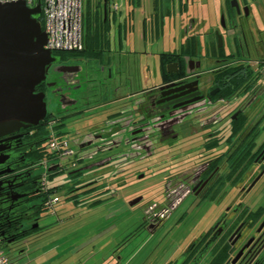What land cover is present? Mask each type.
<instances>
[{"label": "flooded vegetation", "instance_id": "flooded-vegetation-1", "mask_svg": "<svg viewBox=\"0 0 264 264\" xmlns=\"http://www.w3.org/2000/svg\"><path fill=\"white\" fill-rule=\"evenodd\" d=\"M237 2L243 12L244 5L239 0ZM235 3V0L228 1V16L231 18L230 27L236 32L242 26L235 19ZM39 21L42 25L41 16ZM236 45L242 51L241 45ZM214 46L215 49L211 51L219 58L207 70H200L198 52L195 50L193 53L190 48L188 53H182L181 49L169 52L172 54L163 62L159 59L158 67L153 69L154 77L159 74V79L142 87V95L134 101V105L121 104L116 111L111 112L105 124L103 122L96 127L97 130L92 129L88 133L92 136L79 144L81 148L94 147L91 159L99 152L108 153L114 148H121L118 154L134 151L140 156H149L157 151L160 143H166L165 150L175 145L178 138L176 127L186 116L193 114V117H198L202 133L199 145L192 149L197 151L196 158L190 161V166L183 172L168 177L161 202L145 209L141 228L151 230L160 227L189 195L194 197L195 205L209 202L219 211L204 229L199 230L178 249L177 256L164 264H264V200L263 204L254 207L250 203L255 196L264 194V142L256 145L257 123L262 116L259 117L255 111V101L261 93L264 94V80L255 78L253 72L246 83L243 80L245 70L240 71L236 67L239 64L249 65L251 57L242 55L239 50L226 55L220 52L222 46H217L219 51ZM52 53L59 56L60 61L49 67L48 73L55 72V79L50 82L46 77L44 91L46 97L49 91L59 96L61 108L68 109L69 115L78 111L69 109L78 103V93L75 98L72 97L74 90L97 84L98 79L101 84L104 77H100V71L107 69L112 74L119 59L116 57L118 49L110 46L98 58H89L83 54L63 58L55 51ZM68 58L78 63L83 61L86 66L94 64L88 66L87 71L84 66L60 70L59 64L72 61ZM118 69L116 71L121 74ZM147 69L150 71L149 67ZM114 99L117 100L116 96L111 99L107 97L103 102ZM248 109L252 112L247 113ZM49 113L52 114L49 121L58 119V125L59 117L52 111ZM239 121L243 122L242 126L234 130ZM28 128L13 133H20L21 137L9 139L13 144L11 150L16 153L11 161L18 167L16 172L23 173L24 178L15 188L33 192L22 198L27 204L18 208L19 214L34 210L33 207L41 202L34 177L36 163L26 157L31 148L32 130ZM63 171L72 175L66 166H63ZM90 187L93 186L87 188ZM83 189L86 187L78 191ZM69 190H73L69 193L73 195L76 188L73 186ZM34 195L37 197L31 198ZM37 218L34 213L30 214L21 222L15 221L14 227L18 226V230H23L26 225L32 227Z\"/></svg>", "mask_w": 264, "mask_h": 264}, {"label": "rangeland", "instance_id": "rangeland-1", "mask_svg": "<svg viewBox=\"0 0 264 264\" xmlns=\"http://www.w3.org/2000/svg\"><path fill=\"white\" fill-rule=\"evenodd\" d=\"M213 3L215 0H190L188 10L191 13H196L199 10L201 14L210 10L209 8L213 6ZM114 6H116L115 9ZM111 8L116 10L117 17L122 15L120 16L122 20L129 16L130 13L128 12H131L130 16L126 17L131 26H128L130 27L128 34L123 35V42H125L123 49L128 52H123L121 55L116 54L117 59H119L117 60V67L112 69V74H109L107 69L100 71V77H104L103 82L108 83V85H102L103 82L100 84L98 79L96 80L97 84H89L75 89L72 97L75 98L78 93V103L69 109L70 111H75V109L78 111H75L76 113L74 112L73 115L67 113L68 109L61 108L62 101L59 96H55L56 94L49 91L46 97L48 110L57 115L59 119L63 115V125L60 130L64 131L62 134L72 139L71 144L76 149H79L78 143L84 142L87 134L106 121L112 111L121 104H133L142 95L141 90L145 86H149L159 79V74L156 77L153 75L154 67L159 65V53L174 49L179 50L191 39L182 38V31L178 24L175 28L172 24L171 26L167 24L162 31L156 33L153 28L146 29V37L143 38V18L147 13H153L147 0H143L141 4L138 0H115L111 4ZM241 16L238 21L242 28L240 30L237 28L236 31H241L240 38H246V41L244 39L240 41L242 45L244 42V51H248V57L251 58L264 57V29H253V17L246 15L245 12ZM118 22L119 20L110 27L112 37L118 34L120 29ZM214 23L218 26L216 30L222 34V51L228 55L230 50H235V37L233 35L228 37L226 33L223 35L227 28L222 26L221 15ZM226 25L229 27L227 21ZM120 26L123 32L125 28L123 23ZM198 27L193 32L197 39V56L200 60V70H207L214 66L219 58L211 51V49H215L211 41L212 36L215 35L211 33L214 29L210 28L207 23L198 24ZM186 28L185 25L182 30L185 31ZM210 33L211 37L209 36ZM237 41H239L238 38ZM217 43L214 41L216 47ZM217 49L219 51L218 47ZM72 59L68 58L70 61ZM80 62L82 63L72 60L71 62H63L58 66L60 70L77 66L83 68L84 66V70L87 71L94 64L91 63L88 67L83 61ZM148 67L150 71L147 69ZM117 68L121 70V74L116 71ZM57 72L60 71L57 70ZM54 73L49 71L48 81L52 82L55 79ZM115 96L117 100L103 102L107 97L111 99ZM255 104V111L259 113L257 115L263 117V93L258 96ZM251 112V110H247V113ZM192 115L186 116L182 123L176 127L178 138L175 145L169 149L165 150L166 143L164 142L165 144L160 143L157 146V151L153 154L140 156L134 151H124L118 154L117 152L121 148H114L108 153L99 152L93 159L81 157L74 167L66 165L68 171H80L79 174H70L71 176H69L66 171L54 173L48 181L52 185H60L59 189L52 192V195L57 199L53 209L55 213L41 212L39 216V223L41 225L51 224V228L46 232L45 238L30 244L29 256L37 255L38 248L47 249L52 245L67 242V240L70 241L64 245L76 244V242L82 241L80 239L85 240V242L93 239L95 233L106 226L99 225L103 223L102 216L107 212L117 213L112 221V224L116 225L114 229L101 234L94 243L88 244L89 246L84 249L78 252L70 251L73 254H78L74 258L71 257L72 253H69L64 254V256L60 255L61 257L54 256L53 259L47 258L44 263L71 264L76 260V262L85 261L84 264H164L177 256L178 249L180 250L185 242L213 220L214 215L219 211L214 204L204 202L195 205L194 197L189 195L160 227L151 229V231L147 227L141 228V222L145 209L152 207L154 203L161 202L168 177L183 172L185 168L190 166V161L197 156V151L192 149L199 145L202 129L199 127L198 117ZM262 142H264V118L257 128L256 145L259 146ZM129 147L130 145H128ZM107 157L111 159L107 160ZM71 159L75 158L71 157ZM73 186L76 188L74 190L76 194L70 195V198L66 197L69 194L67 191ZM84 186L86 190L78 191L80 187L84 188ZM89 186H93L90 187L92 189L87 188ZM258 196L250 200L251 207L263 204L264 194ZM91 197L98 198L100 201L89 206L87 201H93L90 199ZM77 198H79L78 202L75 201ZM133 200L136 202L132 204ZM56 215L63 217L65 222L57 225ZM98 227L101 228L98 229ZM76 234H83V238H80L81 235L79 238L73 239ZM19 242L22 244L25 241ZM60 249L53 247L52 250L60 252ZM6 251L14 255L17 253L16 250L8 247ZM45 256L49 255L45 254ZM53 260L56 261L53 262Z\"/></svg>", "mask_w": 264, "mask_h": 264}, {"label": "water", "instance_id": "water-1", "mask_svg": "<svg viewBox=\"0 0 264 264\" xmlns=\"http://www.w3.org/2000/svg\"><path fill=\"white\" fill-rule=\"evenodd\" d=\"M235 2L238 15L241 10ZM243 11L248 15L247 6ZM41 12L40 2L33 6L25 0L0 3V221L5 223L34 213V210L18 212V208L27 204L22 198L33 192L15 188L24 178L11 161L16 153L11 150L13 144L9 139L21 137L22 134L13 133L37 125L48 116L46 92L37 87L46 81L51 64L60 61L59 56L45 47L47 35L39 21ZM221 23L226 28L223 14ZM214 34L217 46H222V34L219 30H214ZM36 226L38 223L34 222L32 227ZM17 229L18 226L6 232Z\"/></svg>", "mask_w": 264, "mask_h": 264}, {"label": "crops", "instance_id": "crops-1", "mask_svg": "<svg viewBox=\"0 0 264 264\" xmlns=\"http://www.w3.org/2000/svg\"><path fill=\"white\" fill-rule=\"evenodd\" d=\"M109 1V15L111 16V27L113 24H116L117 21L119 20L118 23H120V25H124V30L122 32L121 26L119 25V31L117 36L112 37L110 35V43L109 46L110 48H115L118 49V54H122L123 52H128L125 51L123 49L124 47V43L123 42V35L126 36L128 34V32L130 31V27H128L129 25L131 26V23L128 22L127 18L130 16L131 12H128L130 14H128L129 16L126 18H124V20H122L120 16L117 17V13L116 10H113L111 8V4L115 2V0H108ZM135 1V0H133ZM139 3L141 4L143 2V0H138ZM189 1L190 0H147L148 5L150 6L151 11H153V13H147L145 14L143 20H144V24H143V38L146 37V29L150 30L151 28H153L155 30V33L157 31H162V29H164V27L168 24L169 26H171V24L174 26V28L177 26V24L179 25V27L181 28V34H182V38L183 39H190V37L193 34V32H195L196 28L198 27V24L201 23H207L208 26H210V28L216 30L218 28V26L214 23L216 21V19L219 17V15H224V19H225V23L226 21L229 23L230 22V17L228 16L230 13V10L228 8V1L229 0H215V3H213V6L211 8H209L210 10H207L206 12H202L201 14L199 13V10L195 12H190L188 10V5H189ZM240 3L244 6L248 7V15L253 17V22H254V26L253 29H257V30H262L264 29V0H239ZM103 4L105 5V0L103 1ZM112 9V11H111ZM244 13L241 12L240 14L235 16V19L238 21L239 17H242L241 15ZM204 14V15H202ZM120 17V19H118ZM129 23V24H128ZM186 25V30L183 31L182 28H184V26ZM227 30L223 32V35H225L224 33L227 34V36H236L238 38L239 41H234V47L235 50H230V53H236L238 50L240 51V49L238 48V46L236 45L237 43H239L241 40H245L246 38H240L242 33L241 31H233L232 27H230V23H229V28L226 26ZM129 29V31H128ZM189 29V30H187ZM195 30V31H194ZM214 30L211 31V33L214 35ZM255 31V30H254ZM221 32V31H220ZM260 32V31H259ZM197 33V32H196ZM211 33H210V37H211ZM185 34V35H184ZM241 34V35H240ZM256 35V33H255ZM189 36V37H188ZM117 37V38H116ZM213 39V40H212ZM212 45L214 44L215 39H217V36L214 35L212 36ZM254 41H256V39L254 38ZM237 42V43H236ZM242 47V51H240L242 53V55H246L248 56V51L245 52L244 51V42L243 45L240 42L239 43ZM176 49H174L173 51H175ZM197 51V49H196ZM195 51V52H196ZM172 51H164L161 53H169ZM228 52V51H227ZM228 52V53H229ZM159 53V55L161 54ZM160 59V57H159ZM252 60H262L264 59V57H257V58H251ZM117 110V109H116ZM114 110V111H116ZM112 111V112H114ZM58 132L60 131V134H62L64 131H61L60 128H58ZM55 171V170H54ZM52 171V172H54ZM59 189V187L57 188ZM53 196V195H52ZM70 198V197H69ZM93 201H87V203H89V206L95 205L97 204L100 199L96 198L94 199L93 197L90 198ZM83 200V199H82ZM75 201H79V198L75 199ZM86 204V202H84ZM50 212V213H55L54 210H44L42 212ZM126 211V210H124ZM122 212V211H121ZM41 214V213H40ZM40 216V215H39ZM57 219L55 220L58 224H63L65 222V219L59 215H56ZM117 216V213H105L102 217L103 223L99 226L102 225H106L103 229H101L100 231H98V233H95V235L92 237L93 239L85 242V240L80 239L82 241H78L76 242V244H71V245H64L65 243H68L69 241L67 240V242H62L60 245H52L50 248L47 249H41L38 248L37 250V255L30 257L29 256V252L31 251V246L30 244L32 242L36 243L39 240H42L43 238L46 237V232L51 228V224H40L39 223V218H37V223L38 226L34 227L36 230L30 234L29 236L25 237L23 240L25 241L24 243L21 244V242L18 243V245L16 246L15 250H16V258L21 261L23 264H47L44 263L45 259H49L52 258L54 256H64V254H69L72 253L70 251L73 250V252L75 251H79L81 249H84L86 246H89L88 244L90 243H94V241L103 233L108 232L112 229H114V227L116 225L112 224V221L114 219V217ZM95 228V227H94ZM101 227H98V229ZM77 229V228H76ZM77 231V230H76ZM102 232V233H101ZM75 233V232H74ZM82 235V236H81ZM75 237H73V239H77L79 238H83V234H76L74 235ZM53 247L56 248H61L60 252L52 250ZM60 253V254H59ZM45 254H48L49 256H45ZM51 254V256H50ZM78 254H73L71 255V257H76ZM60 256V257H61ZM59 260V259H58ZM56 260H53V262ZM85 261H77L74 260L71 264H84ZM49 264V263H48Z\"/></svg>", "mask_w": 264, "mask_h": 264}, {"label": "built area", "instance_id": "built-area-1", "mask_svg": "<svg viewBox=\"0 0 264 264\" xmlns=\"http://www.w3.org/2000/svg\"><path fill=\"white\" fill-rule=\"evenodd\" d=\"M18 0H0V3ZM28 5L33 6L37 2L42 7V28L46 32L47 42L45 47L53 51H78L84 47L82 10L84 0H25ZM116 6H114V9ZM253 72L261 80H264V60H252L248 62ZM55 120L48 122V134L46 138L47 157L40 162L42 166L39 177V188L41 191L48 189V176L53 170H62L63 166H76L81 157H91L94 147L76 149L72 146V139L63 134H58L55 129ZM87 134L85 140L91 137ZM99 142V141H97ZM102 143L101 141L99 142ZM97 147V146H96ZM74 157L75 159H71ZM68 168V166H66ZM57 199L49 196L44 205L47 210H53ZM0 264H23L18 259L10 256L0 245Z\"/></svg>", "mask_w": 264, "mask_h": 264}, {"label": "trees", "instance_id": "trees-1", "mask_svg": "<svg viewBox=\"0 0 264 264\" xmlns=\"http://www.w3.org/2000/svg\"><path fill=\"white\" fill-rule=\"evenodd\" d=\"M104 0H84L83 1V10H82V27H83V37H84V47L81 50L78 51H55L62 55L63 58H66L68 55H85L89 58H98L104 51L109 47L110 43V27H111V16L109 15V1L105 0V5L103 4ZM104 6H105V14H104ZM42 17V16H41ZM43 23V22H42ZM43 25V24H42ZM191 39L189 42L184 46L181 47V52L188 53L189 48L190 51L194 53L195 45H196V36L192 35L190 37ZM220 52L222 51V47L220 48ZM170 54L172 53H161L160 54V60L163 62L164 59L167 57L169 58ZM264 60V59H262ZM238 70L244 71V77L243 80L245 82L252 76L253 70L252 68L247 64H239L236 67ZM255 74V78H259V76ZM247 83V82H246ZM46 83H42L37 87V90L44 91L45 90ZM52 117V114L49 113L48 116L42 120L37 125H31L30 128L32 130L31 133V144L29 148L30 150L26 153V157L32 162L36 163V171L34 177L36 178L37 187H39V177L41 175L42 166L39 163L41 160L45 157H47V148H46V138L48 134V122L49 118ZM262 119L257 123V128L259 127L260 122ZM60 123L56 126L57 131L59 130L63 123V118L61 117L59 119ZM239 123V124H238ZM237 125L234 126V130H238L239 127L242 126L243 122H238ZM257 133V131H256ZM60 134V131L58 132ZM45 143V144H43ZM43 144V146H41ZM62 170H55L54 172H51L48 176V180L54 173H59ZM79 174V171L72 172V175ZM94 186V185H93ZM60 185L58 184H50L48 181V189L46 191H41L39 188V196L41 202L38 203L33 207L34 214L39 217L40 213L44 210H47L46 206L44 205V201L47 197L52 196V192H54ZM72 188V187H70ZM69 188V189H70ZM92 189V188H89ZM86 189H83L81 191H84ZM88 190V189H87ZM73 190H69L70 193ZM76 194V193H75ZM73 194V196L75 195ZM37 196H31V198H35ZM72 196V197H73ZM66 197H70V195H66ZM15 221L21 222L22 219L10 221V222H2L0 221V245L1 247L6 251V248L15 250L16 246L18 245L19 241L23 240L25 237L32 234L36 229L34 227L25 226L23 230H16L12 232H6L7 230L11 229L15 225ZM4 232V234L2 233ZM14 239L13 242L9 243L8 241ZM14 247V248H13ZM10 256L13 258H16V255L6 251Z\"/></svg>", "mask_w": 264, "mask_h": 264}]
</instances>
